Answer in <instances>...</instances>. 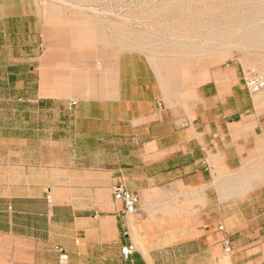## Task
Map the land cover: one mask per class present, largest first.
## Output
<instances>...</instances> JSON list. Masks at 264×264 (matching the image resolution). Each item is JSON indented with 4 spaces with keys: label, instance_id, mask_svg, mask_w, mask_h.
Returning a JSON list of instances; mask_svg holds the SVG:
<instances>
[{
    "label": "crops",
    "instance_id": "0c3cea01",
    "mask_svg": "<svg viewBox=\"0 0 264 264\" xmlns=\"http://www.w3.org/2000/svg\"><path fill=\"white\" fill-rule=\"evenodd\" d=\"M4 238L27 242V264H264V94L236 68L165 71L0 0Z\"/></svg>",
    "mask_w": 264,
    "mask_h": 264
},
{
    "label": "rangeland",
    "instance_id": "374dc122",
    "mask_svg": "<svg viewBox=\"0 0 264 264\" xmlns=\"http://www.w3.org/2000/svg\"><path fill=\"white\" fill-rule=\"evenodd\" d=\"M15 1L30 2L47 23L63 17L93 26L117 52L131 43L165 71L202 63L207 64L208 79L223 68L242 73L253 67L264 77V0ZM262 94L264 90L256 98ZM65 108L72 111L73 106ZM4 239L0 264H27V242Z\"/></svg>",
    "mask_w": 264,
    "mask_h": 264
},
{
    "label": "built area",
    "instance_id": "2783aa9c",
    "mask_svg": "<svg viewBox=\"0 0 264 264\" xmlns=\"http://www.w3.org/2000/svg\"><path fill=\"white\" fill-rule=\"evenodd\" d=\"M40 46L42 48V42L40 43ZM242 77L244 86L251 97H256L262 90H264V77L255 68L251 67L246 70L243 69ZM161 103L162 101L160 100L158 102L159 107L161 106ZM73 104L74 100H70L67 104L68 108L71 109ZM209 171L214 176L215 171L213 169H210ZM113 196L115 199L122 201L125 214H133L138 210L140 202L139 195L127 189L122 182L114 185ZM219 229H223V225H219ZM222 243L225 251L231 250V243L228 238H224ZM135 248L134 243L129 242L128 244L121 246V252L123 256L127 258L135 250ZM59 250H62V248H59Z\"/></svg>",
    "mask_w": 264,
    "mask_h": 264
}]
</instances>
